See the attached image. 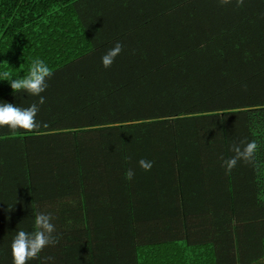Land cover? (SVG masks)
Segmentation results:
<instances>
[{"label": "trees", "instance_id": "trees-1", "mask_svg": "<svg viewBox=\"0 0 264 264\" xmlns=\"http://www.w3.org/2000/svg\"><path fill=\"white\" fill-rule=\"evenodd\" d=\"M182 2L0 0V103H38L14 93L8 80L23 79L37 59L52 71L36 116L41 128L0 127V264H13L18 231L35 230L38 204L87 199L89 182L119 170L163 179L160 191L151 186L139 195L119 174L128 191L121 230L129 228L136 244L110 246L117 220L92 214L96 228L55 230L59 242L27 264H201L196 253L218 251L213 242H240L237 213L252 208L264 217V68L215 78L207 53L216 45L145 30L178 16ZM116 42L123 50L105 68L102 56ZM241 140L257 142L255 160L228 174L221 157L234 156L231 146ZM141 159L159 160L158 172L138 168Z\"/></svg>", "mask_w": 264, "mask_h": 264}, {"label": "crops", "instance_id": "crops-1", "mask_svg": "<svg viewBox=\"0 0 264 264\" xmlns=\"http://www.w3.org/2000/svg\"><path fill=\"white\" fill-rule=\"evenodd\" d=\"M182 3L185 5L178 9V16H172L164 22L160 21L147 26L145 30L151 34L178 33L180 31L181 42L189 43V46L216 45L217 49L214 53H207L208 57L212 58V70L215 78L225 70L235 69L242 75L245 70L264 68V0H245L244 6L240 8L235 7L234 0L228 6H221L218 0H183ZM169 20L171 24L167 23ZM166 25H170L172 28L165 27ZM150 45L152 44L150 43ZM174 47L178 48V42ZM148 161L152 162V168L156 171L160 161L157 159ZM137 166L139 168V161ZM119 174L122 175L121 170L114 174L108 172L104 178L96 177L98 182H89L95 183V185L88 184L91 191L86 193L87 199H84L81 194L53 197V200L38 204L37 211L38 213L52 214L51 222L54 224L55 230L96 228L88 223V215L109 216L112 217V221L117 220L118 222L113 228L117 232V241L115 243L114 238V242L110 243V246H116L119 241L126 244L135 242L134 244H136L135 237L132 238V232H127L129 228L126 231L121 230L125 223L128 226V222H123L127 212L122 215L123 218L120 221L119 205L122 204L127 211V197L123 195L128 191L122 185L123 178L126 177L122 175L123 178L119 179ZM152 175L153 181L140 175L137 176V179L133 178L127 181L131 185L130 188L133 187L132 190L136 191L137 189L139 195L151 186L154 190L160 191L159 185L163 179H159L157 174ZM122 200H125L126 203L124 204ZM248 210H252V208L237 213V218H235V222L241 230L237 232L240 233V242L237 246L235 247L237 241L224 236L219 242H213L216 245L214 248L218 247V251H207L208 255L205 254V251L196 253L197 257H202L204 260V262L200 261L201 264H214L220 258L221 262L225 264H231L233 260L237 259L241 260V263L237 264H264V240L260 238L263 235L262 230H264V217L260 213ZM148 231L149 229L144 228L143 234ZM120 232H124L122 236H119ZM154 238L158 239L157 236ZM98 240L100 242V239ZM256 242H259V249Z\"/></svg>", "mask_w": 264, "mask_h": 264}, {"label": "clouds", "instance_id": "clouds-1", "mask_svg": "<svg viewBox=\"0 0 264 264\" xmlns=\"http://www.w3.org/2000/svg\"><path fill=\"white\" fill-rule=\"evenodd\" d=\"M221 6H228L233 3V0H218ZM245 0H234L235 7L244 6ZM123 45L116 42L115 46L109 49L102 56V64L105 68L111 67L115 58L122 52ZM52 71L43 60H34L28 74L23 79L8 80L14 93L23 90L25 93L39 97L38 103H33L31 106L21 108L11 103H0V127H7L12 132L19 129L27 132H32L41 128V124L37 122L36 116L39 112V105L44 104L45 97L41 95L48 87L47 80L51 77ZM7 78L8 72L4 73ZM258 144L255 140L246 142L241 140L238 144H233L231 150L234 156L229 159H222V166L226 173L230 174L232 169L236 167L238 162L243 161L247 164H252L255 160ZM139 165L145 171H150L152 162L141 159ZM135 173L132 169H128L125 177L131 180ZM53 216L51 213H37L35 215V230L26 232L18 231L11 244L13 264H27L31 259L39 256L41 251L49 246L59 242V237L55 236V226L51 222ZM53 257H46V261H52Z\"/></svg>", "mask_w": 264, "mask_h": 264}]
</instances>
